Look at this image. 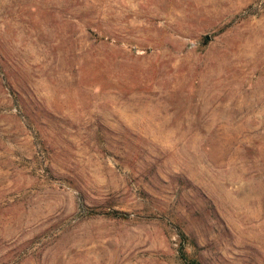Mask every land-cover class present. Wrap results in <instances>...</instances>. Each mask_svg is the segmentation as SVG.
<instances>
[{
	"label": "rangeland",
	"instance_id": "obj_1",
	"mask_svg": "<svg viewBox=\"0 0 264 264\" xmlns=\"http://www.w3.org/2000/svg\"><path fill=\"white\" fill-rule=\"evenodd\" d=\"M0 264H264V0H0Z\"/></svg>",
	"mask_w": 264,
	"mask_h": 264
}]
</instances>
